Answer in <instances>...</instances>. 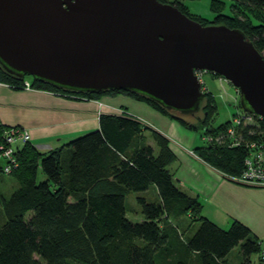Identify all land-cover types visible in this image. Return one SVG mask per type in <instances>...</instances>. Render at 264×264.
I'll use <instances>...</instances> for the list:
<instances>
[{
    "label": "trees",
    "instance_id": "16d2710c",
    "mask_svg": "<svg viewBox=\"0 0 264 264\" xmlns=\"http://www.w3.org/2000/svg\"><path fill=\"white\" fill-rule=\"evenodd\" d=\"M170 4L203 26L240 30L263 56L264 0H211V20L192 18L180 2ZM24 80L0 68V83L23 89ZM30 84L35 90L71 98L128 96L187 131L203 130L212 137L194 150L212 169L229 180L243 172L247 150L243 144L231 146L227 133L231 120L211 126L216 106L208 92H203L198 112L179 114L123 91L79 94L37 81ZM237 102L240 106V96ZM199 114L202 118L194 124L186 120ZM255 120L237 128L242 142H264V119ZM149 140L153 146L147 144ZM175 160L166 137L124 115L102 116L99 130L46 153L30 143L17 148L16 167L7 176L18 187L8 199L0 195L5 216L0 264H229L227 257L235 247H239V264H252L251 258L261 255L259 239L238 221L223 230L202 217L201 203L180 190L168 169ZM152 186L157 201L137 196L142 221H130L126 197L146 193ZM183 217L196 222L192 235L185 238L176 224Z\"/></svg>",
    "mask_w": 264,
    "mask_h": 264
},
{
    "label": "water",
    "instance_id": "95a60500",
    "mask_svg": "<svg viewBox=\"0 0 264 264\" xmlns=\"http://www.w3.org/2000/svg\"><path fill=\"white\" fill-rule=\"evenodd\" d=\"M0 68L66 92L132 93L179 114L200 110L195 73L207 72L264 119V58L246 36L158 0H0Z\"/></svg>",
    "mask_w": 264,
    "mask_h": 264
},
{
    "label": "crops",
    "instance_id": "0c3cea01",
    "mask_svg": "<svg viewBox=\"0 0 264 264\" xmlns=\"http://www.w3.org/2000/svg\"><path fill=\"white\" fill-rule=\"evenodd\" d=\"M113 115L130 117L166 137L176 155V160L168 169L180 190L196 197L202 205V217L220 229H228L233 221L248 227L259 239L261 247V255L253 256L252 264H264V188L235 183L191 156L189 152L202 145H197L177 123H172L146 104L125 95L90 100L60 96L43 90L13 89L0 83V130L16 128L26 131L30 145L41 153L99 130L100 118ZM150 142L147 144L153 146ZM144 195H148L146 199L157 201L153 186ZM140 221L142 217L132 222ZM188 227L189 235H192L195 226ZM239 262L240 259L236 263Z\"/></svg>",
    "mask_w": 264,
    "mask_h": 264
},
{
    "label": "rangeland",
    "instance_id": "374dc122",
    "mask_svg": "<svg viewBox=\"0 0 264 264\" xmlns=\"http://www.w3.org/2000/svg\"><path fill=\"white\" fill-rule=\"evenodd\" d=\"M171 2H180L186 9L188 14L192 18H201L205 20H211L213 19L214 15L211 12V0H166V3ZM264 57V52H263ZM27 81L32 82L33 79L29 76L25 77ZM203 82V91L202 92H208L212 95L214 104L216 106V112H215V118L211 121V126L217 127L220 124H224L226 122H229L231 120V117L234 116L237 113H240L242 108L238 105H235L232 101L233 99L231 97H235L236 92L235 89L227 82H222V85L220 83L221 77L216 76L215 74L211 73H203L202 77ZM226 89V90H225ZM191 116H186V120L190 123H196L197 119L202 118V115L199 114L195 116V118H190ZM183 129V128H181ZM185 133H187V136L192 137L194 139V142H196L197 145H203L208 142H211L212 137H208L207 134H205V131L200 130L198 132H191L183 129ZM152 143V142H150ZM22 145L21 142H16L13 147L16 149ZM195 150V149H194ZM193 151H190L191 156L194 158L200 160ZM201 161V160H200ZM17 182L16 180L7 175L0 174V195L8 199L11 193L16 189ZM137 196L142 197H148V195H144V193H130L126 197V208H127V216L132 221H139L141 219L140 214V208L137 206L135 199ZM152 194L149 195V197L152 198ZM151 198L148 199V201H152ZM131 211L138 212L137 214L131 213ZM137 215V216H136ZM140 215V216H139ZM5 222V216L2 210V207L0 205V227ZM178 228L180 229L182 236L185 238L187 237L189 232L190 225H196V222H191L188 218L183 217L181 220L176 222ZM194 225V226H195ZM240 259V252L239 247H235L232 249V251L229 253L227 260L229 264H237V260Z\"/></svg>",
    "mask_w": 264,
    "mask_h": 264
},
{
    "label": "built area",
    "instance_id": "2783aa9c",
    "mask_svg": "<svg viewBox=\"0 0 264 264\" xmlns=\"http://www.w3.org/2000/svg\"><path fill=\"white\" fill-rule=\"evenodd\" d=\"M203 73H207V72L195 73L201 85L202 91H203V86H202L203 82L201 77ZM222 82L227 83V81L221 77L220 80L221 85ZM23 90L30 91L35 89L31 87L30 82L24 80ZM235 92H236L235 97H231V98L233 99L232 102L236 105L237 98L239 97V92L236 89ZM258 118L262 119L260 117ZM255 122H256L255 116L247 114L245 112L243 114H236L231 117L232 126L227 131L229 138L233 140L231 146L237 147L243 144V146L247 150V157L244 160V169L242 174L239 177L231 178V181L246 186L264 188V142H260V141L242 142L239 138L241 134L239 133V131H237V128H241L246 125H251L254 124ZM18 141L21 142L23 145L29 143L30 141L29 134L26 131L16 128H8L2 130V133L0 135V173L2 175H10L12 170L16 167L15 153L17 148L14 149L13 145Z\"/></svg>",
    "mask_w": 264,
    "mask_h": 264
}]
</instances>
